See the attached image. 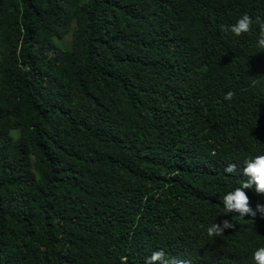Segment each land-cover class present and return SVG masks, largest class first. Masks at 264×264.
Returning a JSON list of instances; mask_svg holds the SVG:
<instances>
[{
    "label": "trees",
    "instance_id": "obj_1",
    "mask_svg": "<svg viewBox=\"0 0 264 264\" xmlns=\"http://www.w3.org/2000/svg\"><path fill=\"white\" fill-rule=\"evenodd\" d=\"M245 13L264 0H0V264H256L264 213L222 199L264 155Z\"/></svg>",
    "mask_w": 264,
    "mask_h": 264
},
{
    "label": "clouds",
    "instance_id": "obj_2",
    "mask_svg": "<svg viewBox=\"0 0 264 264\" xmlns=\"http://www.w3.org/2000/svg\"><path fill=\"white\" fill-rule=\"evenodd\" d=\"M253 23L258 25V46L264 49V18L257 15L255 21L253 18L245 13L237 22L233 25L228 26L225 30L230 31L236 37H240L245 33H249L252 30ZM234 93L229 91L225 99L231 100ZM237 170L235 164H229L224 169L226 173H234ZM243 174L248 177L244 181L241 187L236 188L234 191L229 192L223 196V204L227 212H236L241 216L252 215L260 216L259 212L264 213V205H257L256 211L250 207V200L246 194L245 189H252L254 187L255 192L258 194H264V155L256 156L254 159L245 161V167L243 168ZM235 225L229 219H224L220 223H216L207 229L208 235L219 236L222 235L226 230L234 229ZM165 253L163 250L155 251L149 258L146 259L145 264H185L184 261H177L173 258L171 261L164 259ZM254 260L256 264H264V247L259 248L254 253Z\"/></svg>",
    "mask_w": 264,
    "mask_h": 264
},
{
    "label": "rangeland",
    "instance_id": "obj_3",
    "mask_svg": "<svg viewBox=\"0 0 264 264\" xmlns=\"http://www.w3.org/2000/svg\"><path fill=\"white\" fill-rule=\"evenodd\" d=\"M71 38H72L71 35H69V36H67V37L64 39L63 44H62V47H63V48H69V47H70ZM56 58H57L58 60H63V59H64V56H63L62 53L58 52V53L56 54Z\"/></svg>",
    "mask_w": 264,
    "mask_h": 264
}]
</instances>
